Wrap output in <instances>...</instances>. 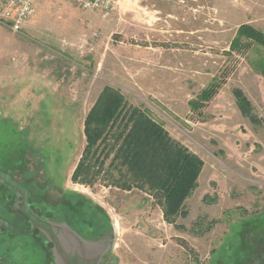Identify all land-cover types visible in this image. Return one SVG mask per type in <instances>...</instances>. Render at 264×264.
<instances>
[{
  "label": "rangeland",
  "instance_id": "rangeland-1",
  "mask_svg": "<svg viewBox=\"0 0 264 264\" xmlns=\"http://www.w3.org/2000/svg\"><path fill=\"white\" fill-rule=\"evenodd\" d=\"M115 2L103 18L66 0H33L20 33L0 24V166L22 187L0 182V212L26 232L21 208L88 229L89 243L111 238L95 248L98 264H264V48L229 55L240 26L264 35V0ZM215 81L217 95L201 102ZM106 88L202 163L173 225L148 191L119 188L112 155L88 185L71 179L84 122ZM198 220L202 231L215 224L195 236ZM75 237L60 244L83 248ZM42 258L29 236L0 237L1 263Z\"/></svg>",
  "mask_w": 264,
  "mask_h": 264
},
{
  "label": "trees",
  "instance_id": "trees-1",
  "mask_svg": "<svg viewBox=\"0 0 264 264\" xmlns=\"http://www.w3.org/2000/svg\"><path fill=\"white\" fill-rule=\"evenodd\" d=\"M252 45L264 48V35L250 26L238 28L230 44L229 55H244ZM215 82L202 92L201 102L209 103L218 93ZM241 113L248 112L249 104L239 92H235ZM200 105L191 103L193 110ZM87 145L72 174V181L88 185L92 179L104 173V164L112 155L109 168L117 174L119 188L129 191L136 187L148 191L157 199L167 224H174L184 200L196 189V179L202 168L201 161L168 135L142 112L128 106L118 92L103 90L95 106L84 122ZM109 134L112 144L106 142ZM116 184V183H115ZM181 217L186 213L180 214ZM215 223L203 229L202 220L193 227L195 236L209 232Z\"/></svg>",
  "mask_w": 264,
  "mask_h": 264
},
{
  "label": "flooded vegetation",
  "instance_id": "flooded-vegetation-1",
  "mask_svg": "<svg viewBox=\"0 0 264 264\" xmlns=\"http://www.w3.org/2000/svg\"><path fill=\"white\" fill-rule=\"evenodd\" d=\"M8 197H11V196H8ZM9 200H12V199L9 198ZM36 214L39 217H43V215H44V214L40 215L37 212H36ZM56 217L58 218V216H56ZM56 217L50 218V217L46 216L45 218L52 222L53 220L57 219ZM0 218L12 223L20 232H24V233L13 235L7 229H5L2 225H0V237H5L6 239L8 237H10L12 239V238L18 237V236H23V237L29 236L34 241L35 250H36L37 254L39 252L43 257L40 261H43V260L46 261V263H44V264H75V262L79 263L80 259H81L80 263H82V264H98V259H99L100 253H98V250L95 249L98 247V243L97 244H96V242L95 243H88V244H85L83 248H80V246H78V249L75 248L72 244H66L64 246H62L60 244L59 240L63 236L61 234V231L59 230V228L62 227V226H60L61 225L60 223H58V224H54L53 222L50 223L51 227H52L50 232H46V231L42 232V231H39L37 229L33 232H26V231H23L22 229H20L16 223H14L10 218H8L5 214H3L1 212H0ZM20 219L22 220V223L23 222L25 223V225H27V226L30 225L26 221V219H24L22 214H21ZM72 231H74L83 240H85L87 242L88 241L93 242V240L88 238V234H87L88 229H87V231H85L83 233L80 232L82 230L79 231V230L74 229ZM9 233H10V235H9ZM107 233H109V231ZM109 235H110V233H109ZM98 237H100V236H94L95 240ZM110 242H111V240H110ZM92 244H96V245L94 246ZM88 248H91V249L88 250ZM101 248H102V246H101ZM106 249H107V247H106ZM93 251L95 253H93ZM71 256H72V258H71ZM101 259H103V256Z\"/></svg>",
  "mask_w": 264,
  "mask_h": 264
},
{
  "label": "built area",
  "instance_id": "built-area-1",
  "mask_svg": "<svg viewBox=\"0 0 264 264\" xmlns=\"http://www.w3.org/2000/svg\"><path fill=\"white\" fill-rule=\"evenodd\" d=\"M84 11L99 12L103 18L111 15L115 0H66ZM35 14L33 0H0V24L12 33H20Z\"/></svg>",
  "mask_w": 264,
  "mask_h": 264
},
{
  "label": "water",
  "instance_id": "water-1",
  "mask_svg": "<svg viewBox=\"0 0 264 264\" xmlns=\"http://www.w3.org/2000/svg\"><path fill=\"white\" fill-rule=\"evenodd\" d=\"M0 181H3L5 184H7L8 186L11 187V189L14 192H22V187L19 184V182L17 180H15L13 177H11L9 174L3 172L0 170ZM22 213L24 214V216L26 217V219L28 220L27 222L30 224L31 226V231L33 232L36 229L39 231H46V232H50L49 231V223L40 221L31 211H29L28 209H24L21 208ZM0 225H2L5 229H7L11 234L16 235V234H20V233H24V232H20L12 223H10L9 221H6L2 218H0ZM111 240V238H110ZM110 243V241L108 242H102L99 243L98 246H108ZM81 259L78 262H75V264H82L80 263ZM0 264H6V263H1Z\"/></svg>",
  "mask_w": 264,
  "mask_h": 264
},
{
  "label": "crops",
  "instance_id": "crops-1",
  "mask_svg": "<svg viewBox=\"0 0 264 264\" xmlns=\"http://www.w3.org/2000/svg\"><path fill=\"white\" fill-rule=\"evenodd\" d=\"M1 154V153H0ZM0 170L1 171H3V170H6V168H4V167H1L0 166ZM4 172V171H3ZM1 182V181H0ZM32 208V207H31ZM33 209V208H32ZM34 210V209H33ZM32 212V211H31ZM33 213V212H32ZM35 216H37V214L36 213H33ZM85 226H86V224H85ZM51 224L49 223V231L51 230ZM59 230L61 231V234L64 236V237H68L69 235H75L76 237L75 238H77V240H79L80 242H82L83 243V245H85V244H88L89 242H87V241H85V240H83L81 237H79L74 231H72V230H69V229H66V228H62V227H60L59 228ZM63 241V239H62V237H61V239L59 240V242L60 243H63L62 242ZM68 242H66L65 243V245L67 244ZM110 244V243H109ZM109 246V245H108Z\"/></svg>",
  "mask_w": 264,
  "mask_h": 264
}]
</instances>
